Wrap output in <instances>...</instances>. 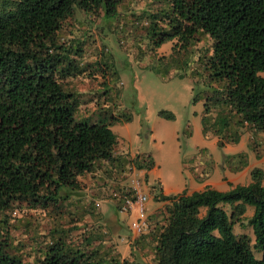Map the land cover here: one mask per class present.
<instances>
[{
  "label": "trees",
  "instance_id": "obj_1",
  "mask_svg": "<svg viewBox=\"0 0 264 264\" xmlns=\"http://www.w3.org/2000/svg\"><path fill=\"white\" fill-rule=\"evenodd\" d=\"M120 2L0 0V264H26L12 250L5 220L14 202L54 206L69 195L64 188H77L78 175L104 162H109V175L114 173L107 186L110 197L129 163L146 170L153 165L146 152L113 153L116 136L110 125L121 114L76 116V93L62 80L78 65L69 56L70 44H62L64 21L79 12L89 21L98 11L116 15ZM149 21L155 45L173 37L184 45L196 33L211 38L209 52L200 56L209 82L192 96L202 99V133L224 136L231 126L228 140L236 141L240 126L264 129V76L259 74L264 70V0H165ZM157 113L171 117L163 109ZM251 172V181L225 190L205 185L163 194L150 184L152 196L165 202L147 214L146 229L133 237L151 255L141 264H264V184L259 169ZM221 203L230 205L229 213ZM246 205L252 207L246 219L252 243L247 234L232 231L233 223L242 222ZM54 231L35 264L102 263L99 244L84 237L72 242L66 228ZM251 247L261 252L259 257ZM117 256L110 259L117 263Z\"/></svg>",
  "mask_w": 264,
  "mask_h": 264
},
{
  "label": "rangeland",
  "instance_id": "obj_2",
  "mask_svg": "<svg viewBox=\"0 0 264 264\" xmlns=\"http://www.w3.org/2000/svg\"><path fill=\"white\" fill-rule=\"evenodd\" d=\"M164 5L165 0H121L116 15L106 17L98 11L89 21L79 12L64 21L62 44H70L69 56L78 64L74 73L62 79L64 86L76 93L75 115L94 119L121 114L120 120L110 125L116 136L112 152L150 155L154 167L144 171L145 188L158 180L170 194L205 185L225 190L251 181L252 169L261 171L259 180L264 184V156H252L246 149L247 145L255 154L259 152L255 140L264 141L263 132L238 127L237 139L240 133L247 134V141L241 135L240 147L227 141L233 133L231 126L224 136L211 130L201 132L202 99L193 100L192 96L209 82L200 56L209 52L211 38L196 33L184 45L176 37L155 45L157 35L150 30V15ZM259 74L264 76V70ZM160 109L169 111L171 117L159 115ZM124 115L128 120H122ZM236 150L241 152L228 154ZM224 154H228L226 159ZM246 162L245 170L234 171ZM108 163L78 175L77 188H64L69 195L54 206L32 208L25 201L14 202L5 220L12 250L22 261L35 264L50 235H56L54 229L66 228V237L72 242L84 237L91 245L99 244L101 264H141L139 251L133 248L131 255L124 244L131 238L128 225L133 214L117 212L109 199L107 186L114 173L109 175ZM160 201L149 192L145 210H154ZM220 205L230 212L228 203ZM251 211L246 205L242 222L233 223L232 231L247 234L252 243L246 221ZM251 250L255 257L260 256L258 249ZM111 255H118L117 263ZM122 255L126 262L121 261ZM145 261H149L146 256Z\"/></svg>",
  "mask_w": 264,
  "mask_h": 264
},
{
  "label": "built area",
  "instance_id": "obj_3",
  "mask_svg": "<svg viewBox=\"0 0 264 264\" xmlns=\"http://www.w3.org/2000/svg\"><path fill=\"white\" fill-rule=\"evenodd\" d=\"M145 170L144 167H136L134 164L129 163L123 173V180L119 183L120 188L112 189L110 192L109 199L118 211L132 212L133 214L128 225L131 238L146 229L148 212L145 210L144 204L149 197V188H145ZM111 198H114V201Z\"/></svg>",
  "mask_w": 264,
  "mask_h": 264
},
{
  "label": "crops",
  "instance_id": "obj_4",
  "mask_svg": "<svg viewBox=\"0 0 264 264\" xmlns=\"http://www.w3.org/2000/svg\"><path fill=\"white\" fill-rule=\"evenodd\" d=\"M201 115V114H200ZM200 115H199V120H200ZM200 129H201V124H200ZM261 132H263V134H261V137H263L264 138V129L263 130H261ZM243 136V140H245V141H247V134L246 133H240V136H238V139L236 140V141H232V140H227L233 147H234V145H236L237 143H238V146H239V144H240V146H241V144H242V136ZM246 136V137H245ZM252 140H254V139H252ZM255 142L256 143H258V147L260 148L259 149V152H256V154L253 152V150H252V148L250 147H248L247 145H246V149L249 151V153L252 155V156H255V157H262V156H264V141L263 140H261V139H257V141L255 140ZM223 143H225V141H223ZM223 145V144H222ZM221 145V146H222ZM239 146V147H240ZM226 147V146H225ZM237 152H241V150L239 151V150H236V151H234V152H232V153H228V154H235V153H237ZM228 154H224L223 156H224V159H226L227 158V156H228ZM153 160V159H152ZM247 164V162L245 163V164H242V165H240L238 168H234L235 170L234 171H237V172H241V171H243V169L245 170V167L247 166L246 165ZM246 165V166H245ZM154 167V161H153V165L149 168V169H151V168H153ZM148 170V169H147ZM146 170V171H147ZM197 180H199V181H201L200 179H197ZM158 181V180H157ZM157 181L155 182V183H157ZM157 186H158V190H160V192L161 193H163V194H170V193H166V192H164L163 190H162V188L160 187V183H159V181H158V183H157ZM209 186V185H208ZM204 187V186H203ZM203 187H200V188H196V189H201V188H203ZM212 187V186H211ZM196 189H192V190H196ZM186 192H190V191H192V190H187L186 188L184 189ZM179 191H181V190H179ZM179 191H177V192H179ZM176 193V192H175ZM164 202H165V200H161L160 201V206H158V207H156L154 210L153 209H151V211H149L148 213L150 214V213H155V212H157V211H159L162 207H163V205H164ZM114 207V206H113ZM119 212V211H118ZM133 240H134V238H130V239H128L127 240V242H125L124 244H126V246L127 247H129V252H131L130 254L131 255H134V251H133V248H136L138 251H139V253H140V257L142 258V260L143 261H145V256L149 259V257L151 256L148 252H146L147 251V249H146V247L145 246H143V247H140L139 245H136L134 242H133ZM123 257V255L122 256H120V258H122ZM132 258V257H131Z\"/></svg>",
  "mask_w": 264,
  "mask_h": 264
}]
</instances>
